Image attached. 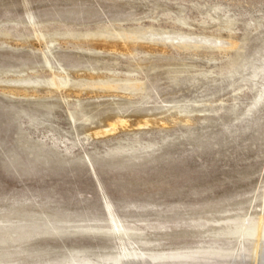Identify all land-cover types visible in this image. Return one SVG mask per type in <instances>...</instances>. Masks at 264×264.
<instances>
[{"label":"rangeland","instance_id":"374dc122","mask_svg":"<svg viewBox=\"0 0 264 264\" xmlns=\"http://www.w3.org/2000/svg\"><path fill=\"white\" fill-rule=\"evenodd\" d=\"M33 211L85 230L4 259L125 264L98 260L125 245L243 264L264 222L249 244L221 232L264 221V0H0V216Z\"/></svg>","mask_w":264,"mask_h":264},{"label":"bare ground","instance_id":"6f19581e","mask_svg":"<svg viewBox=\"0 0 264 264\" xmlns=\"http://www.w3.org/2000/svg\"><path fill=\"white\" fill-rule=\"evenodd\" d=\"M149 145L144 146V148L149 147ZM151 147H153L152 144H151ZM129 152H131V149ZM108 210H109V213L111 215V219L114 222V227L116 228V231L119 233L118 238H119L120 242L123 243V241H124V238H123L122 234L120 235V233H123L128 238V240H130V238H131V233H129L130 229H127V227H125L124 224H122V222L114 214V211L112 209L111 204L108 205ZM52 217L53 216L47 215L46 213H43V212L40 213V212H34V211L26 213L25 216H23V215L18 216V218L15 221L13 219H11L9 216H0V251L1 252L5 251L8 254L9 253H15L17 250H20L19 247H21L20 246L21 244L30 240L33 237V235L35 236V235H38L40 233L41 234L42 233L43 234H55V233L58 234V233L69 232L71 229H74L76 231L85 230L84 229L85 227H82V226L77 227L76 225L71 224V220L66 219L64 217L59 218L57 216H54L53 217L54 219H52ZM231 220L232 221L230 222V224L232 223V226L227 225L228 228L222 230L221 233L224 234L225 237H227L228 239L229 238H236V239H239L241 243L246 242L248 244L251 242H254L253 238H252L253 235H254V233H256V230H257L258 226H260L261 222H264L262 220L261 216L257 219L247 218V219L242 220L241 218H234ZM86 230H89V229H86ZM99 231L107 232L108 230L100 229ZM261 232L263 233L262 237H264V228ZM10 247H13V249H9ZM120 250H121L120 252L115 251V252L103 254V255L99 256L98 260H100L101 262L108 261V262H114V263H119V262L123 261L125 264H154V263H159V262H161V264H162L163 262H175L178 260L184 261L183 259H185V260L187 259V261H188V260H192V259L194 260V259L198 258V259H202V260L204 259V261H205V258H208V259L212 258L213 259L214 257H223L225 259V257L227 258V257L231 256L230 257V259H231L233 257L232 256V254H233L232 248H219V247H206V248H200L199 247L198 249H195V250L190 251V252H180V251H176V250H170V251L146 250L145 251V250H140L139 248H133V247L131 249H129L125 245H123V247ZM5 252H4V254H5ZM72 252L73 251H71V253L69 252L70 255H67L68 254L67 253L66 254L67 256L65 257V259L63 261H61L60 264H72V262H76V260L81 261V263H83V264H90L89 259L86 258L82 254L81 251H75L73 253ZM238 252H240V254H237V255L234 254V255H236V256L241 255L243 257L241 263H243V264H246L245 259H244L245 256L249 259L248 264H264V240L258 239V241H256L254 243L253 249L251 251H248V252L245 251V254L243 251L241 252V250ZM84 253L86 254L85 251H84ZM18 254H16V257ZM44 254L45 253H43V255ZM24 255L25 254H23V256ZM41 257H42V255H41ZM41 257H40V259H41ZM4 258L2 256H0V264H15L12 261V259H4ZM18 259L21 260L20 258H18ZM219 259H221V258H219ZM232 259H234V257ZM199 261H201V260H199ZM209 262H207V263H209ZM224 262H225V260H224ZM232 262H233V260H232ZM180 263H182V262H180ZM169 264H171V263H169Z\"/></svg>","mask_w":264,"mask_h":264}]
</instances>
